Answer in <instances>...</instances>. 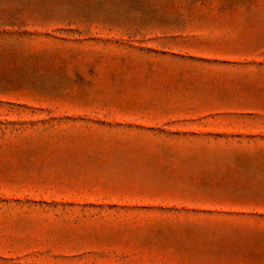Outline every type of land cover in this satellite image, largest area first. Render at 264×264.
Masks as SVG:
<instances>
[{
	"label": "rangeland",
	"instance_id": "1",
	"mask_svg": "<svg viewBox=\"0 0 264 264\" xmlns=\"http://www.w3.org/2000/svg\"><path fill=\"white\" fill-rule=\"evenodd\" d=\"M0 264H264V0H0Z\"/></svg>",
	"mask_w": 264,
	"mask_h": 264
}]
</instances>
